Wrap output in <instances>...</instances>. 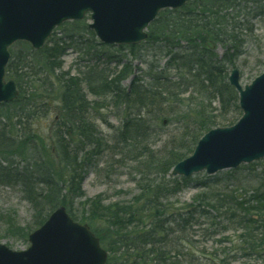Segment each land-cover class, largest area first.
I'll list each match as a JSON object with an SVG mask.
<instances>
[{
  "label": "trees",
  "instance_id": "1",
  "mask_svg": "<svg viewBox=\"0 0 264 264\" xmlns=\"http://www.w3.org/2000/svg\"><path fill=\"white\" fill-rule=\"evenodd\" d=\"M260 1L191 0L180 8L160 10L147 27L145 41L162 44L168 56L166 67L146 78L133 76L127 89L121 87V81L132 74L128 62L117 60L121 69L109 73L93 67L83 77L61 69L66 48L78 45L81 32L95 37L84 20L67 21L55 28L41 49H32L23 41L17 43L24 52L10 46L5 75L14 80L18 96L0 103V116L10 119V129L0 130V183L22 187L34 209V228L63 206L74 221L87 224L99 239L108 252L106 264H230L238 255L264 264V189L249 194L198 192L191 202L177 208L180 205L169 204L167 196L177 193L190 177H173L166 183L145 176L127 202L106 203L102 194L88 197L82 188L92 158L103 151L124 152L127 157L149 154L143 143L150 142L156 126L176 124L174 146L166 155L168 160L151 162L154 158L150 155L143 166L166 176L176 162L192 152L204 132L235 121L227 115L230 111L240 113L237 93L226 79L227 54L218 58L206 42L236 53L241 44L236 17L247 3L260 7ZM57 29L69 44L52 36ZM138 46L119 48L135 54ZM170 69L173 74L167 72ZM84 82L92 94L109 95L115 107L122 109L120 126L111 141L101 136L92 120L97 109L85 95ZM189 90L191 95L182 96ZM52 96L58 116L46 141L35 132L31 120L40 105L47 110ZM214 100L219 115L207 111ZM111 142L122 146L118 149ZM257 163L246 166L251 169ZM205 203L222 212L227 229L240 231L238 254H230L226 248L218 255L197 253L188 233L196 218L204 214L201 207ZM31 231L14 225L7 229L25 242Z\"/></svg>",
  "mask_w": 264,
  "mask_h": 264
},
{
  "label": "rangeland",
  "instance_id": "2",
  "mask_svg": "<svg viewBox=\"0 0 264 264\" xmlns=\"http://www.w3.org/2000/svg\"><path fill=\"white\" fill-rule=\"evenodd\" d=\"M83 20L86 24L90 22L88 15ZM236 20L238 22L236 32L241 40L238 51L235 53L232 48L227 49L221 45H216L213 52L218 58H222L227 54L224 61L226 79L230 71L236 68L239 72L240 84L245 85L264 72V0L260 1V7L247 3L246 8H243L241 13L239 12ZM52 36L62 38L66 44L70 43L61 30L57 29ZM80 39V41L77 39L78 45L67 47L62 57L61 69L69 71L71 75L83 77V74L93 67L104 73L118 71L121 69V65H116L117 60L121 63L128 62L127 64L132 68V74L121 81V87L127 89L133 76L143 75L146 78L149 73L166 67L165 62L168 56L165 54V49L160 42L143 41L139 43L135 54H132L127 48H119L120 45L108 44L103 46L96 37L92 39L84 32L80 33ZM11 47L14 51L21 50L24 52L23 46L17 42ZM150 67L153 70H150ZM167 72L173 74L174 70L170 69ZM82 85L87 99L97 109L92 115V120L97 125L101 136L107 141L113 140V133L121 123L122 109L115 107L109 95H94L89 91L85 82ZM189 95H191L190 90L182 96ZM51 99L50 101L47 100L49 102L46 106L47 110L40 105L35 110L34 118L31 120V126L35 132L46 141L51 133L54 120L58 116L54 96ZM8 111L10 113V107ZM207 111L211 115L221 113L215 100L210 102ZM227 115L228 117L233 116L235 121L231 124L216 125L217 127L233 125L241 116V111L239 114L230 111ZM8 128L10 129V119L0 116V130ZM175 128L176 124L169 123L152 129L149 145L143 143L146 149L150 150V153L146 154L145 157L142 155L127 157L124 152L115 155L108 152V150L94 156L82 183L86 196L92 197L102 194L106 203L127 202L136 194L137 182L145 176H148L149 180L154 182H170L172 176H163L155 170L148 171L147 167L145 168L143 165L150 155L154 158L151 162H162L169 159L166 155L174 146ZM111 145H115L118 149L122 146L116 142H111ZM139 148H141L140 145ZM251 163L257 164L251 169L246 166L248 164H240L234 169H224L214 174H207L205 171L195 173L190 177V181L181 187L177 193H170L167 200L169 204L176 207L191 202L198 192L209 193L212 190H219V192L232 190L249 194L255 189H264V158ZM179 207H182V205L177 208ZM211 207L207 203L201 207L205 209L204 214L196 218L191 234L188 233L194 240L192 241L197 248V253L202 256H210L215 253L218 255L222 254L221 250L223 248H226V251H229L230 254H238L237 246L240 231L233 230L232 227L227 229L228 225L222 212ZM34 224V209L27 200L22 187L0 183V243L6 244L13 250L25 249L28 242L16 236H11L7 229L14 225L34 230ZM187 250L188 248L184 247L183 251L187 252ZM180 257L182 258V256ZM256 262L257 260L254 258H242L241 255H238L232 259L230 264H255Z\"/></svg>",
  "mask_w": 264,
  "mask_h": 264
},
{
  "label": "water",
  "instance_id": "3",
  "mask_svg": "<svg viewBox=\"0 0 264 264\" xmlns=\"http://www.w3.org/2000/svg\"><path fill=\"white\" fill-rule=\"evenodd\" d=\"M190 0H0V103L18 95L15 82L5 79L8 48L16 41L40 49L51 31L67 20L89 13L88 29L104 44H137L158 12ZM209 47H213L207 42ZM228 82L238 93L242 112L235 124L204 133L192 153L177 162L171 176L188 177L235 168L264 157V72L241 86L232 69ZM28 246L13 250L0 243V264H105L107 251L87 224L74 221L63 206L54 209L31 231Z\"/></svg>",
  "mask_w": 264,
  "mask_h": 264
}]
</instances>
